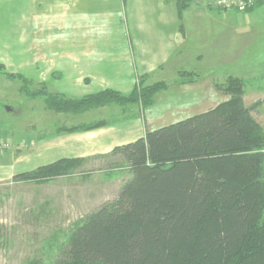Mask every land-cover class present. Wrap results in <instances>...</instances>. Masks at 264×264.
Listing matches in <instances>:
<instances>
[{
    "label": "rangeland",
    "instance_id": "obj_1",
    "mask_svg": "<svg viewBox=\"0 0 264 264\" xmlns=\"http://www.w3.org/2000/svg\"><path fill=\"white\" fill-rule=\"evenodd\" d=\"M72 1L0 0V63L5 67L0 69V264L48 263L75 223L113 201L132 176L129 164L112 151L95 161L76 157L66 173L45 180L15 179L58 160L57 154L42 152V142L71 133L65 128L72 123L69 117L78 113L50 109L49 94L79 99L107 85L93 81L100 75L110 80L129 75L137 86L165 81L168 90L156 95L152 106H139L152 130L196 115L209 102L227 100L217 83L231 75L246 80L263 76L250 83L245 95L247 104L264 100V3L254 12L209 11L215 29L225 24L237 29L235 41L226 42L214 32L204 41L206 46L194 44L203 57L180 45L170 50L176 55L148 71V64L145 70L138 65L137 45L126 20L123 32L129 37L122 41L119 23L113 19L106 27L108 16L99 14L100 9L89 20L94 26L90 31L83 25L88 19L74 25ZM196 2L206 8V1L192 4ZM117 12L115 20L129 15ZM127 50L133 63L124 54ZM258 113L252 115L264 128V106Z\"/></svg>",
    "mask_w": 264,
    "mask_h": 264
},
{
    "label": "trees",
    "instance_id": "obj_2",
    "mask_svg": "<svg viewBox=\"0 0 264 264\" xmlns=\"http://www.w3.org/2000/svg\"><path fill=\"white\" fill-rule=\"evenodd\" d=\"M189 1L177 0L180 13ZM254 79L231 75L217 83L228 99L216 107L115 147L132 174L118 196L77 221L48 263L29 264H264V128L252 115L262 101L244 100ZM144 84L128 94L111 88L79 99L49 94L47 105L66 113L108 104L148 108L168 88L165 81ZM77 161L58 159L15 179L45 180Z\"/></svg>",
    "mask_w": 264,
    "mask_h": 264
},
{
    "label": "crops",
    "instance_id": "obj_3",
    "mask_svg": "<svg viewBox=\"0 0 264 264\" xmlns=\"http://www.w3.org/2000/svg\"><path fill=\"white\" fill-rule=\"evenodd\" d=\"M199 1H206V8L203 7L202 4H198V2H196L197 4H192L193 0H191L188 7L180 13L177 0H73L72 18L76 26L81 25V18L88 19L85 22L86 24L83 25L88 26L91 31L94 30V26L89 20L90 18L93 20L92 16H95V10L100 9L99 14L108 16V18H105L106 27L112 24L113 19L116 25L119 23L120 41H122L121 38L129 37V34L123 32V26L125 25L124 21L126 20L128 25H131V34L137 45L136 56L139 59L138 65L140 62V68L142 67L145 70L146 64H148L146 68L150 71L154 68V70H156L160 64L167 61L171 56L176 55V53L172 55L170 50L174 52L180 45L185 47V51L190 48L189 53L195 54L198 57H203V54L197 53L194 44L199 43V45H201L204 43L203 45L206 46L204 41L208 39V36L212 33L215 32L217 37H221L222 35V38L225 39L226 42L235 41L237 38L236 36H239V33L235 31L237 29L234 27H227L226 24L217 29L213 27L216 19L210 17L209 11H212L214 14L217 11L219 14L220 11L224 10L218 9L217 7H210V3L214 0ZM263 3H260L248 12H254L256 8ZM92 9L94 10L91 12ZM117 11H125L126 14L129 15L124 19L121 18L118 20L117 18L115 20L113 14L118 13ZM227 23L230 24V22ZM110 37L112 38V36ZM125 41L128 42L127 39H125ZM213 47L214 46H212V48ZM178 51L180 52V50ZM124 54L130 59V62H134V58L130 56L128 50L125 51ZM108 77V75H100L95 78L93 80L95 82L108 83L107 85L99 87L97 90L84 93L79 98L107 88L128 94L135 87L129 75H127V77H119V79L114 77L115 79L111 80ZM119 83L125 86H120ZM63 95H66L67 98L76 99L73 95H68L66 93H63ZM246 96L247 95L244 97L246 105H252V102L247 104ZM262 101L264 102L263 99ZM263 102L260 109L257 110L259 113L264 106ZM218 104L219 103L209 102L206 104L208 105L206 108L199 110L196 114L214 108ZM139 106V103L128 105L108 104L91 108L82 113L72 114V116L69 117L72 123L67 127L100 120H106L108 124L88 132L79 133L77 131V133H63L57 136L53 141L50 140L46 143L42 142V152H48L52 155L57 154L56 156L59 157L58 159L83 157L95 161L99 157L111 153L117 146L128 144L144 137L146 132L151 129L146 127L145 116L141 113ZM255 118L262 125L260 118H258L256 114Z\"/></svg>",
    "mask_w": 264,
    "mask_h": 264
},
{
    "label": "built area",
    "instance_id": "obj_4",
    "mask_svg": "<svg viewBox=\"0 0 264 264\" xmlns=\"http://www.w3.org/2000/svg\"><path fill=\"white\" fill-rule=\"evenodd\" d=\"M264 0H214L212 2L214 7L220 9H235L239 12H245L255 7L257 3Z\"/></svg>",
    "mask_w": 264,
    "mask_h": 264
},
{
    "label": "water",
    "instance_id": "obj_5",
    "mask_svg": "<svg viewBox=\"0 0 264 264\" xmlns=\"http://www.w3.org/2000/svg\"><path fill=\"white\" fill-rule=\"evenodd\" d=\"M8 111H11V109H10V108H8Z\"/></svg>",
    "mask_w": 264,
    "mask_h": 264
}]
</instances>
